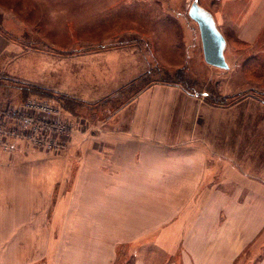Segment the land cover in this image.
<instances>
[{
  "label": "crops",
  "instance_id": "crops-1",
  "mask_svg": "<svg viewBox=\"0 0 264 264\" xmlns=\"http://www.w3.org/2000/svg\"><path fill=\"white\" fill-rule=\"evenodd\" d=\"M232 2L230 15L244 21L239 37L256 44L264 0ZM5 43L0 32V56ZM91 82L80 85L98 86ZM118 83L103 79L95 97L87 92L96 101ZM156 86L166 99L140 93L92 147H73L74 135L67 150L81 161L33 158L29 149L45 151L15 140L0 148V264H264L260 162L220 143L218 114L197 113L204 107L184 91ZM68 94L89 101L81 88Z\"/></svg>",
  "mask_w": 264,
  "mask_h": 264
},
{
  "label": "rangeland",
  "instance_id": "rangeland-1",
  "mask_svg": "<svg viewBox=\"0 0 264 264\" xmlns=\"http://www.w3.org/2000/svg\"><path fill=\"white\" fill-rule=\"evenodd\" d=\"M194 1L213 15L226 38L228 69L205 61L198 24L189 16ZM231 5L230 0H0V32L6 39L0 104L22 101L33 87L70 97L73 101L64 99L71 110L67 114L81 123L80 132L92 134L74 133L73 147L86 148L94 145L93 135L115 127L120 111L138 92L149 90L143 99L155 102L168 97L155 94L156 85L179 88L204 107L195 112L221 117L215 130L220 143L248 151L241 154L244 161L260 162L255 168L264 176V35L254 45L242 40L244 21L230 15ZM118 53L130 58H111ZM129 61L136 67L133 73ZM103 79L119 87L92 100L87 90L95 97L107 87ZM88 80L98 86L80 85ZM80 88L89 101L68 94ZM70 150L29 153L41 159L56 156L60 163L81 161L80 151L74 155Z\"/></svg>",
  "mask_w": 264,
  "mask_h": 264
},
{
  "label": "built area",
  "instance_id": "built-area-1",
  "mask_svg": "<svg viewBox=\"0 0 264 264\" xmlns=\"http://www.w3.org/2000/svg\"><path fill=\"white\" fill-rule=\"evenodd\" d=\"M81 123L58 104L31 96L25 101L0 104V148L10 142H26L34 148L58 155L67 150Z\"/></svg>",
  "mask_w": 264,
  "mask_h": 264
},
{
  "label": "water",
  "instance_id": "water-1",
  "mask_svg": "<svg viewBox=\"0 0 264 264\" xmlns=\"http://www.w3.org/2000/svg\"><path fill=\"white\" fill-rule=\"evenodd\" d=\"M189 16L199 27L205 61L215 67L228 69L225 58L227 41L218 29L213 15L194 1Z\"/></svg>",
  "mask_w": 264,
  "mask_h": 264
},
{
  "label": "trees",
  "instance_id": "trees-1",
  "mask_svg": "<svg viewBox=\"0 0 264 264\" xmlns=\"http://www.w3.org/2000/svg\"><path fill=\"white\" fill-rule=\"evenodd\" d=\"M134 82V81H133ZM33 92H31L28 96L27 94L25 93L24 94V97H22V101H25L27 100L29 97L31 96H36V97H39V98H43V99H46L48 98L53 100L55 103H57L66 113H71V110L69 109V106H68V101H67V104H66V101H64V99H69V100H72L70 97L66 96V95H57V93H55L54 91H47V90H44L42 87L40 88H37V87H33ZM24 91V90H23ZM187 91V90H186ZM143 92V91H142ZM191 92V91H190ZM141 92H138L137 94L139 95ZM188 94H190L188 91H187ZM59 96V97H57ZM79 104V103H78ZM61 154V153H60Z\"/></svg>",
  "mask_w": 264,
  "mask_h": 264
}]
</instances>
